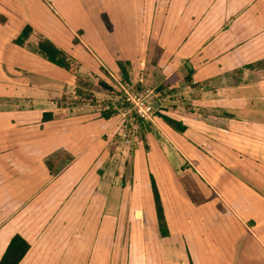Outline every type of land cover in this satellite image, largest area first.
Masks as SVG:
<instances>
[{
    "label": "crops",
    "instance_id": "0c3cea01",
    "mask_svg": "<svg viewBox=\"0 0 264 264\" xmlns=\"http://www.w3.org/2000/svg\"><path fill=\"white\" fill-rule=\"evenodd\" d=\"M26 1L0 21V260L19 234V264H264V0ZM44 39L77 73L38 52ZM124 60L201 93L174 86L124 138L96 87ZM78 80L96 82L77 104Z\"/></svg>",
    "mask_w": 264,
    "mask_h": 264
},
{
    "label": "rangeland",
    "instance_id": "374dc122",
    "mask_svg": "<svg viewBox=\"0 0 264 264\" xmlns=\"http://www.w3.org/2000/svg\"><path fill=\"white\" fill-rule=\"evenodd\" d=\"M25 2L27 1L26 0H0V21L5 23V19H2V16H1L2 15L1 12L4 11V7L8 9L10 12H13L17 15L25 14L24 8H23V4ZM28 7L29 6L26 4V10ZM47 10L49 11L48 12L49 16L48 18H44V20L40 22V25L41 26L44 25L45 27L49 28L51 32L54 33L56 31V27L60 26L58 17L53 16V14L51 13L52 11L49 8ZM35 14H36V11H35ZM41 15H45V14L42 13ZM5 18L7 21L8 20L7 17ZM77 35L79 37L82 36V32H77ZM75 41H79V39L77 38V40ZM123 62L128 72V76L129 78H131L130 76H132V80L128 82H124L121 74L118 75L120 76L119 78L117 77L115 78V80L114 79L111 80L112 77L108 75L107 77L109 81L107 83L109 84V86L113 87L114 91L111 94H107V96L105 97L107 102L106 101L105 102L106 104H108V106L106 107L107 108L106 110L114 111L113 115H118L120 117V120L123 121V134H125L124 138H127L129 135L135 134V131L138 130V128H141V126L143 129V126L146 123V121L144 120H142L141 122L140 121L141 119H139L136 116L134 111H131L130 109L131 104H129V102H127L125 99L127 92L136 93L144 97L145 101L148 104L150 103L155 108V114L152 117V120H155V118H157L159 114H163L161 113V111L156 110V109L157 108L163 109L162 104H164L163 103L164 100L172 98L170 97L171 93L169 92V90L174 88V86H176L177 93L172 96L176 100H179L181 98L182 99L187 98L188 102L195 101L197 100V97H198L197 91L201 93V91L196 90V88H192V89L189 88L188 84L184 81H183V86L177 87V85L179 86L180 84H182V83H177L178 82L177 77L176 78L172 77L171 79H168L166 81H163L162 79L161 81V77L160 79L157 78L159 74L157 73V70L153 67H151L150 69L149 67H147L143 69L142 71L138 72L136 69H134L133 65L129 61L124 60ZM141 72L143 74H141ZM78 73L81 74L82 71ZM146 78H147V81H146ZM139 79H142V80H139ZM95 82L96 81L94 80L92 81L91 84L94 85ZM157 88H159L160 90H158ZM156 106H159V107H156ZM152 120H150V122ZM127 152H129L128 147H127L126 153Z\"/></svg>",
    "mask_w": 264,
    "mask_h": 264
},
{
    "label": "trees",
    "instance_id": "16d2710c",
    "mask_svg": "<svg viewBox=\"0 0 264 264\" xmlns=\"http://www.w3.org/2000/svg\"><path fill=\"white\" fill-rule=\"evenodd\" d=\"M2 19H5V17L2 16ZM6 21V19H5ZM32 32V27L30 25H26L20 36L15 40L18 44H24L25 40L29 37V35ZM38 52L45 57L48 61L72 72V73H77V68L76 65H74V62L72 59H70L63 51L59 50L51 41L49 40H42L38 44ZM122 72V77L124 82L129 81V76L128 72L126 70L125 64L120 63L119 64ZM257 67H263L264 66V61L259 62ZM188 81H190V78H188ZM79 82V88H77L76 94L79 97V100H77L75 103L78 104L79 101L82 99H88V98H93V93L92 92H87L84 91L83 89H88V90H93L95 89L94 85L85 83L83 80H78ZM103 92L107 94H111L114 89L113 87L109 86L108 83L105 81H100L98 82V85L96 86ZM114 111L112 110H104L102 112L103 117L105 118H110L113 115ZM163 120L170 125L174 130L178 132H183L186 129V126L183 125L182 123L171 119L167 116H161ZM47 116H45V119ZM142 122V119L140 120ZM149 123V121H146L145 124ZM152 188H153V193H154V198L156 202V210H157V215H158V220H159V225H160V230L162 233H164V227H165V219L163 215V209L161 205V200L160 196L158 193V190L152 182ZM163 229V231H162ZM30 249V244L25 240L21 235L17 234L13 236V238L10 240V242L7 245V248L0 260V264H19L23 257L27 254V252Z\"/></svg>",
    "mask_w": 264,
    "mask_h": 264
},
{
    "label": "built area",
    "instance_id": "2783aa9c",
    "mask_svg": "<svg viewBox=\"0 0 264 264\" xmlns=\"http://www.w3.org/2000/svg\"><path fill=\"white\" fill-rule=\"evenodd\" d=\"M125 99L129 102V104H131V111H134L139 119L144 121L152 120V117L155 114V108L150 103L148 104L144 97L136 93L127 92Z\"/></svg>",
    "mask_w": 264,
    "mask_h": 264
}]
</instances>
